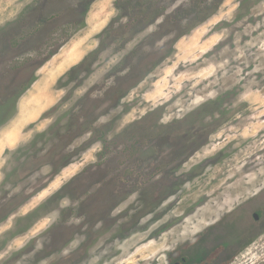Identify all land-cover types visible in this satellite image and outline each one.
Instances as JSON below:
<instances>
[{"label":"clouds","instance_id":"1","mask_svg":"<svg viewBox=\"0 0 264 264\" xmlns=\"http://www.w3.org/2000/svg\"><path fill=\"white\" fill-rule=\"evenodd\" d=\"M185 261L264 264V0H0V264Z\"/></svg>","mask_w":264,"mask_h":264},{"label":"rangeland","instance_id":"2","mask_svg":"<svg viewBox=\"0 0 264 264\" xmlns=\"http://www.w3.org/2000/svg\"><path fill=\"white\" fill-rule=\"evenodd\" d=\"M75 56H76V53H75V51H73V52H71V53L68 54V59L69 60H72V59L75 58Z\"/></svg>","mask_w":264,"mask_h":264},{"label":"flooded vegetation","instance_id":"3","mask_svg":"<svg viewBox=\"0 0 264 264\" xmlns=\"http://www.w3.org/2000/svg\"><path fill=\"white\" fill-rule=\"evenodd\" d=\"M259 214H260V213H258V212L256 213V215H259ZM184 264H187V261H185Z\"/></svg>","mask_w":264,"mask_h":264}]
</instances>
